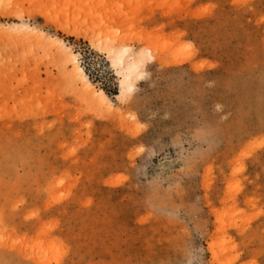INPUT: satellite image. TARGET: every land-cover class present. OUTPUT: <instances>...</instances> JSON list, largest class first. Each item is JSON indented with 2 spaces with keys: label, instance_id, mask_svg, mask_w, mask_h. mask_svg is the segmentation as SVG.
I'll use <instances>...</instances> for the list:
<instances>
[{
  "label": "rangeland",
  "instance_id": "1",
  "mask_svg": "<svg viewBox=\"0 0 264 264\" xmlns=\"http://www.w3.org/2000/svg\"><path fill=\"white\" fill-rule=\"evenodd\" d=\"M45 263L264 264V0H0V264Z\"/></svg>",
  "mask_w": 264,
  "mask_h": 264
},
{
  "label": "bare ground",
  "instance_id": "2",
  "mask_svg": "<svg viewBox=\"0 0 264 264\" xmlns=\"http://www.w3.org/2000/svg\"><path fill=\"white\" fill-rule=\"evenodd\" d=\"M238 2V1H237ZM239 3V2H238ZM242 3V2H240ZM200 12V11H199ZM196 17H202L204 16L203 12L200 14L197 13L196 11ZM206 15V14H205ZM195 16V14H194ZM12 28V27H11ZM14 30V28H13ZM16 30V29H15ZM18 30V29H17ZM22 30V28L20 29ZM27 29H24L22 31H25ZM34 32V31H32ZM31 33V31H30ZM33 35V34H32ZM34 36V35H33ZM42 36V34H41ZM35 37V36H34ZM175 37V36H174ZM35 39V38H33ZM37 39V38H36ZM174 39V38H173ZM38 41V40H37ZM175 41V40H174ZM104 42V41H103ZM122 42V41H121ZM102 43L100 42L99 40V44ZM106 44V45H105ZM110 44V43H109ZM108 44V42L104 43V49L107 51V54L109 57L112 58V61H113V65H115V67L118 69L117 72L119 71V74H120V91L121 93L124 92V91H127V92H131L133 91L134 89V85H135V80H139V79H142L144 74H143V67L145 66L146 63L148 62H151L153 61L156 56L155 54L152 52V49H147L146 51L144 50V52H139L136 56H134V54L131 53V48H128V47H121V48H117V46H110ZM117 44V43H116ZM96 45V44H95ZM98 45V44H97ZM172 45V44H171ZM181 45V44H180ZM120 46V44H119ZM174 46V45H173ZM98 47V46H97ZM100 49H103V48H100ZM172 50V49H171ZM66 54H70V53H66ZM157 57H158V54H156ZM163 57H164V54H162ZM162 55H159L158 58L161 59V56ZM166 56V55H165ZM174 56L173 58L175 59V55H172ZM65 57V56H64ZM162 57V59H164ZM187 57V56H186ZM189 57V56H188ZM177 58V56H176ZM64 59V58H63ZM157 59V58H156ZM169 58H167V61H170L168 60ZM179 60V58H177ZM188 59V58H187ZM165 60V59H164ZM163 60V63H165V61ZM173 60V61H170V62H167L166 65H181L183 64V62H181V60ZM185 60V59H184ZM183 60V61H184ZM159 61V60H158ZM162 61V60H161ZM64 62V64H63ZM62 64L63 66L65 67H69L70 66V72H68L69 74L71 73L72 74V77L73 75L74 76H77L78 79L81 80V82H83L84 84V87L85 89H87L89 92H87L89 94V98H96L97 101H99L100 103L102 104H106L107 100H106V96L104 94L103 91L101 90H95L92 85L88 82V80L85 78V75L82 71V69L80 68V66H78L77 62H76V58L75 56H72V55H69L67 60L63 61ZM160 62V61H159ZM162 63V64H163ZM197 63V62H196ZM208 64V63H207ZM206 64V65H207ZM205 67V63H197V65L195 64V66H193V69L195 71H199L201 69H203ZM209 67H211L209 65ZM64 70H67L64 68ZM67 74V73H66ZM71 74H70V79H71ZM258 142V141H257ZM252 143V142H251ZM258 144V143H257ZM256 144V145H257ZM255 145V144H254ZM250 146V145H249ZM252 146V144H251ZM250 148V147H249ZM247 149H248V146H247ZM246 151V150H245ZM248 152H249V149H248ZM247 152V153H248ZM245 153V152H243ZM246 154V153H245ZM247 155V154H246ZM117 184V183H116ZM113 185V184H112ZM219 230V229H218ZM214 243V242H213ZM213 249V248H212ZM215 250V248H214ZM216 254V253H215ZM214 254V255H215ZM47 264V263H45Z\"/></svg>",
  "mask_w": 264,
  "mask_h": 264
}]
</instances>
